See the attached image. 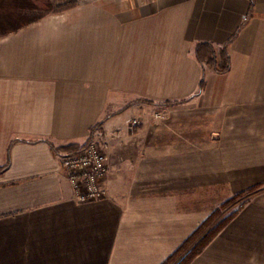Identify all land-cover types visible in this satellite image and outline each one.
<instances>
[{
	"label": "crops",
	"instance_id": "1",
	"mask_svg": "<svg viewBox=\"0 0 264 264\" xmlns=\"http://www.w3.org/2000/svg\"><path fill=\"white\" fill-rule=\"evenodd\" d=\"M94 140L79 203L61 158ZM0 167V264H161L250 189L189 264H264V0H83L0 37Z\"/></svg>",
	"mask_w": 264,
	"mask_h": 264
},
{
	"label": "trees",
	"instance_id": "2",
	"mask_svg": "<svg viewBox=\"0 0 264 264\" xmlns=\"http://www.w3.org/2000/svg\"><path fill=\"white\" fill-rule=\"evenodd\" d=\"M42 0H0V37L34 23L46 14L38 13L29 16L28 12L39 9V3ZM45 5L51 7V2L46 0ZM76 6L75 1H69L68 4L61 6L57 12H61ZM199 62L214 69L216 72L224 73L230 69V56L226 48L217 51L211 43H200L195 50ZM205 85V78L202 79L200 88ZM6 167H0L2 173ZM239 196L226 202L232 203ZM245 203L243 204V206ZM242 206V207H243ZM241 207V208H242ZM240 208V209H241ZM239 209V210H240ZM238 211L233 212L229 217L224 218L213 227L219 217L220 210L217 209L211 217L202 223L198 229L189 236L184 243L178 247L172 256L163 264H189L204 248L218 235V233L236 216ZM199 239V241H197ZM192 247V248H191Z\"/></svg>",
	"mask_w": 264,
	"mask_h": 264
},
{
	"label": "built area",
	"instance_id": "3",
	"mask_svg": "<svg viewBox=\"0 0 264 264\" xmlns=\"http://www.w3.org/2000/svg\"><path fill=\"white\" fill-rule=\"evenodd\" d=\"M156 118H163L162 112L157 113ZM132 124H139V120L134 119ZM61 162L79 203L106 197L104 181L110 170L106 144L91 141L77 151L64 153Z\"/></svg>",
	"mask_w": 264,
	"mask_h": 264
},
{
	"label": "rangeland",
	"instance_id": "4",
	"mask_svg": "<svg viewBox=\"0 0 264 264\" xmlns=\"http://www.w3.org/2000/svg\"><path fill=\"white\" fill-rule=\"evenodd\" d=\"M49 1L51 2V7H47L45 5L46 0H42L41 3H39V9L29 11L28 12L29 16L34 15V14H38V13H42V14H46V15L53 14V13H58L57 11L59 9H61V6L68 4V2L71 1V0H49ZM72 1H75L76 4H77L79 2H82L83 0H72ZM157 119H162V118H157ZM71 151L73 152V150H71ZM253 191H254V189H250L248 191H244V192L236 195V196H239V197L237 199H235L232 203H229V204H226V202L229 201L230 199H233L236 196H234V197H232L230 199L225 200L218 208H216V210H214L212 213H210L202 223H204L209 217H211V215L215 211H217V209L220 210V214H219V217L216 220V222H214L211 227H213L214 225H216L218 222H220L224 218L229 217L233 212L238 211L243 206V204L248 201V199L252 195ZM198 227L191 233V235L198 229ZM197 241H199V239ZM173 254H171L170 256H172ZM163 263H161V264H163Z\"/></svg>",
	"mask_w": 264,
	"mask_h": 264
}]
</instances>
